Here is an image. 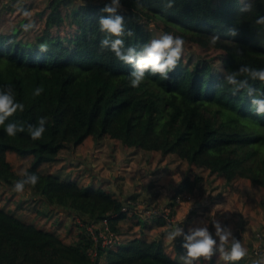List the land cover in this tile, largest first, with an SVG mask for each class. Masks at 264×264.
<instances>
[{"label":"trees","instance_id":"obj_1","mask_svg":"<svg viewBox=\"0 0 264 264\" xmlns=\"http://www.w3.org/2000/svg\"><path fill=\"white\" fill-rule=\"evenodd\" d=\"M13 1L0 12V89L12 85L16 100L24 104V111L6 123L21 122L25 132L9 137L0 127V184L5 187L0 200L23 178L22 173H35L38 183L25 190L35 195L38 204L87 221L116 214L110 218L116 230L119 222L128 219L120 199L125 192L123 175L115 185L118 196L43 169L50 170L62 152L87 142L100 148L107 140L112 152L122 148L128 151V159L140 155L143 164L151 165L157 154L163 161L173 157L186 164L187 175L173 199L194 198L199 184L209 176L223 180L226 187L240 180L250 183L264 209V115L255 114L246 92L233 96L224 81L227 72L241 65L264 68V25L256 24L264 15V0H175L168 10L165 0H143V7H137L136 0H121L126 30L134 32L133 37H124L126 46L139 51L160 33L185 40L182 59L168 79L147 74L138 88L130 86L132 66L99 46L104 34L98 20L109 0H44V8L31 18L36 27L28 33L21 27L27 19L15 22L21 16L17 8L33 7ZM245 3L252 4L251 12L239 11ZM232 28L237 30L236 37L227 35ZM217 34L221 41L213 45L210 37ZM44 42L49 48L41 53L39 45ZM237 48L244 54L238 55ZM196 49L203 59L192 63L190 53ZM219 64L223 73L215 70ZM249 83L264 93V83ZM41 85L42 95L33 96ZM41 116L47 117L46 132L33 141L27 126L36 125ZM18 158L30 161L22 173L14 170L13 161ZM136 197L134 193L130 199ZM20 214L18 209L0 205V264H183L163 240L144 233L115 247L99 245L96 259L91 260L87 250L94 241L78 224L66 227L67 236H63L61 226L48 231ZM169 215L173 216L172 210ZM156 224L168 226L162 219ZM252 262L248 255L238 264Z\"/></svg>","mask_w":264,"mask_h":264},{"label":"clouds","instance_id":"obj_2","mask_svg":"<svg viewBox=\"0 0 264 264\" xmlns=\"http://www.w3.org/2000/svg\"><path fill=\"white\" fill-rule=\"evenodd\" d=\"M137 7H143V0H136ZM175 0H165V10L174 7ZM123 6L121 0H109L105 3L98 20L99 30L104 34L100 40L101 51L110 50L115 57L126 65L132 66L129 73L130 86L138 88L146 79V75L150 74L161 79H168V74L173 71L182 59L185 51V40L178 35L171 33H160L157 38L151 39L144 44L138 51L135 47L126 46L124 37H133L132 30H126L124 17L120 14ZM241 13H249L252 11V4L245 3L239 9ZM18 14L28 20L23 24L22 30L25 33L33 30L36 25L31 19L32 12L26 8L18 7ZM256 24L264 25V15H260L256 20ZM228 36L236 37L238 35L236 28L229 29ZM213 45L221 41L220 35H212L210 37ZM48 43L44 42L39 45L41 53L48 51ZM237 54L243 55L244 51L237 48ZM224 81L231 86L230 90L233 96L241 91L247 93L251 98L252 110L257 116L264 115V93H258L249 81H260L264 83V68H254L248 65H241L238 70L229 71L224 75ZM44 92L43 86H38L33 91V96L39 97ZM25 106L16 100L12 85H8L0 89V127L9 137H15L17 133L25 132V126L21 122H9L10 117L14 116L18 111L23 112ZM47 117L41 116L36 125H28L27 132L33 141L40 140L46 132ZM23 178L14 183L13 191L16 193H24L26 186L35 187L39 181V176L35 173H22ZM211 226L215 229V237L209 231V222L199 221L195 226L190 227L185 233L184 228L180 224L169 225L166 230L165 238L168 241H175L177 238H183L182 247L185 253L180 257L183 264H194L201 258L211 260L215 253H219V258L231 264H238L248 256V249L237 239L232 230L223 226L218 220H214ZM252 264H264V256L253 260Z\"/></svg>","mask_w":264,"mask_h":264},{"label":"crops","instance_id":"obj_3","mask_svg":"<svg viewBox=\"0 0 264 264\" xmlns=\"http://www.w3.org/2000/svg\"><path fill=\"white\" fill-rule=\"evenodd\" d=\"M3 4L7 2L8 0H2ZM104 146L98 148L96 145L97 143H91L87 142L82 147L77 148L74 151H68L66 154L64 152L61 153L59 159H63L64 163L66 166L70 169L69 171L72 170L74 165H80L81 162L84 163L85 169L88 170L87 173L89 176H82L81 177V185H95L94 183L98 184L97 181L101 182H107L109 185V189L111 191H115L116 194L119 196V192L115 190L116 188V182L117 179L119 178L120 175H123V180L121 181L124 185L125 192L123 195H121L120 199H122L124 205L127 204L130 206L129 211L130 213L123 212L124 214L128 215V219L125 221H121L117 225V229L114 230L118 235L120 236V242L124 243L129 239H132V237H135L137 235L141 236L142 233L147 234L148 238L151 239H161L164 241L165 247L171 251L172 249L178 250L176 252V256H181L185 250L181 249L180 250V239L178 238L175 241H168L165 238L166 230L168 229V226H162L158 227L157 226V221L159 219L157 218H152V219H145L141 215V210L142 208L145 207H150V208H167L168 212L170 214L171 210L173 212V216L171 217L173 220V224H180L183 228L185 224L182 223H187L188 219L190 218L191 215L196 211V214H194L195 220L198 221L201 219V217H197L198 211L202 209H206L207 207L211 209L210 211H206V216L210 217L212 221L218 220L222 225L224 223H230L228 224L227 227H229L233 235L236 236L237 239L240 241H245L243 245L248 249V255L254 260L253 254H252V248L256 242V235H261L264 234V209L260 205V196L258 194V190L252 186L251 184H241L238 185L235 183L234 189L229 190L227 188H224L225 193H233V190H236V193L231 196V194L226 195L227 197L225 200L217 199L216 201L220 202L218 205L214 204H209V200L207 198L203 197V185L206 184V182H210L211 184V189H214L215 193L220 194V189H218V186L223 183V180L216 178L217 182L211 183V179H208V176H205V179L203 180L202 185L199 184L200 188L197 189L196 195L194 198L190 200L186 199V196L189 195H184L183 201L176 202L175 199L172 198L175 189L179 186L180 182L185 178L187 175L188 171V166L186 164L179 163L178 161L174 160L173 157H168L166 161L161 160L160 155L157 154L154 159V165L157 167V172H151L150 165L143 164L141 161V156L136 155L131 158H124L122 157L123 153H126L128 155V151H124L122 148H118V152H112L111 144L110 142L108 143L107 140L103 141ZM85 146V147H84ZM121 152V153H120ZM88 156V159L85 158ZM171 158L173 159V162H176L175 167V172L178 173V177L174 178L173 181H170L168 176H164L161 173L167 169V163L170 165L171 163ZM121 164V165H119ZM152 165V164H151ZM55 164L50 167V170L52 172ZM120 166H125V167H120ZM146 166V167H142ZM140 167V169H137ZM98 168L100 170H98ZM123 168V169H122ZM142 168H144V171H142ZM136 169L138 170L139 176H142L146 171H149L150 173L153 174L154 177L156 175H159L157 178L152 179L151 182L145 183L143 185V189L140 190L138 188V185L140 183H135L137 178L135 176L133 177L131 174L132 173L135 175ZM67 170V168H66ZM129 171V172H128ZM162 171V172H161ZM53 173H55L53 171ZM107 173V175H105ZM172 176V175H170ZM139 179V178H138ZM135 183V184H134ZM100 186V184H98ZM111 186V188H110ZM108 190V189H107ZM6 193V196L4 200H9V205L11 211H14L15 209H18L20 213H22V209L20 210L21 206H24L27 203V199H23V195L21 193H16L13 191V189L9 190ZM26 191V190H25ZM118 192V193H117ZM134 193L138 194V197L135 199H130L131 195ZM253 193H256V198L254 197ZM10 194L13 195V198L10 199ZM19 198V203L14 204V199ZM219 198V197H218ZM187 200V201H186ZM223 201V202H222ZM153 202L160 203L159 206H154ZM187 202V203H185ZM22 203H24L22 205ZM138 203V204H137ZM185 203V204H183ZM227 205H241L245 207V214L250 215L251 219L249 220V227L247 229H244L243 227H239V219L234 218L232 220V217L227 214L225 211L228 209ZM28 204H31L30 201H28ZM137 204V205H134ZM183 204V205H182ZM16 205V206H15ZM18 206V207H17ZM256 208V210H254ZM50 208L46 206V204H41L39 205L38 211L40 215H48L52 216V218L56 219V221H60L58 219V216H54L55 212L59 211L61 217H64L62 220L63 222H59L58 225H61L63 229L66 227H69L72 224V217L70 219V224L67 223V217H66V212L63 210H59L56 208ZM263 209V210H262ZM28 214L33 212V209H30L28 211ZM215 214V216L213 215ZM35 220L37 222L36 216ZM61 220V221H62ZM206 221L205 219H202ZM209 222V231L212 232L213 236L215 237V229L211 226L210 221ZM246 223H248L246 221ZM171 225V224H170ZM145 229H142V227H145ZM184 231H188V229H184ZM261 233H260V232ZM258 238V236H257ZM181 253V254H180ZM215 254L212 256L211 259H213ZM179 259V258H178ZM218 259L219 256H218ZM180 260V259H179ZM222 260V259H220ZM227 262L225 261H220V264H226ZM194 264H209L207 260L204 258H201V260L194 262Z\"/></svg>","mask_w":264,"mask_h":264},{"label":"rangeland","instance_id":"obj_4","mask_svg":"<svg viewBox=\"0 0 264 264\" xmlns=\"http://www.w3.org/2000/svg\"><path fill=\"white\" fill-rule=\"evenodd\" d=\"M22 2H24V3L26 2V3L29 4L28 6L33 7L31 10H29V11L32 12L33 17L35 16L36 12L41 11L44 8V6H45L44 0H29V2H27V0H19L17 3L20 6L21 5L20 3H22ZM13 3H15L13 0H8L7 2H5V4H3V1L0 0V12H5V9L8 10V8H10V4L12 5ZM65 13H66V11L64 9L63 10V14H65ZM1 18H2V13H0V19ZM22 18H23L22 15L19 16L18 18L15 19V22H18V20L22 19ZM62 26H59V27H62ZM52 32H53V34L57 33V31L54 30V29L52 30ZM59 33H64V32L63 31L62 32L59 31ZM200 53H201V51H199L198 49L194 50V52H193V50H191V53H190L191 54V58L193 57V59L191 60L192 63L194 62V60L203 59L202 56L200 55ZM215 70L216 71H220L221 73H223L222 65L219 64L218 66H216ZM122 157L126 158V153H123ZM85 158L88 159V156L85 157ZM20 161H23V160L18 158V161H13L14 170L17 173L24 172L25 168H27L29 166V163H30V161H28V162L27 161L20 162ZM119 165H121V164H119ZM175 165H176V162H172L171 165L169 163H167V166H168L167 169L164 170L163 172L161 171L162 172L161 174L164 175V176H168L170 181H173L174 178L178 177V173L175 172V167H174ZM120 167H125V166H120ZM142 167H146V166H142ZM66 168H67V170H66ZM85 168L86 167H85L84 163L81 162L80 165H74L72 170L69 171L70 169L66 166V164L63 161V159H59L58 162L55 163V166H54L52 172L54 171L56 174H59L60 177L63 178V179L77 180L78 183L81 185V177L82 176H89V174L87 173L88 170H86ZM43 169L51 171V170H49L48 166H44ZM137 169H140V167H138ZM137 169H136L135 175L132 173V170H131V174L130 175H132L133 177L135 176V178H137L135 183H140L138 185V188L140 190L143 189V185H145V183L151 182L152 179H155V178H157L160 175L159 174V175H156V177H154L152 173H150L149 171L145 170V173L142 176H139ZM150 169H151V172H157V167L154 165V163H152V165H150ZM98 170H100V169L98 168ZM142 171H144V168H142ZM105 175H107V173H105ZM170 175H172V176H170ZM207 178L211 179V183L212 182H214V183L217 182V180L212 178V177L208 176ZM97 183L100 184V186L98 184H96V183H94L95 184L94 186L100 187V188H102L104 190H107V189L110 190L109 189V185L107 184V182L104 183V182H101V181L98 180ZM236 183L238 185L250 184V183L242 181V180H240V181H238ZM234 185H231L230 187H226L224 184L219 185L218 189H220L221 191H220V194L218 196V194L215 193L214 189H211L210 182H206V184L203 185V197L207 198L209 200V204L218 205V204L221 203V201L218 202V201H216L217 199H221V200L224 201L225 198L227 197L226 195L231 194V196H233L236 193V190L235 191L233 190V193H225L224 192V188L232 190V189H234ZM110 188H111V186H110ZM4 190H5V187L1 186V184H0V193H2V191H4ZM9 190L10 189L8 188V194L10 192ZM22 195L24 196L23 199H29L28 201H31L32 203L28 204V201H27V203L24 206L20 207V210L22 209V213L20 214L21 218L29 221L30 223H33L37 227H44L48 231H55L57 226L58 227L61 226V225H58L59 222H63L64 223V220H62L64 217L60 216V215H63V214H60L59 211L55 212L54 216H58V219H60V221H56V219L52 218V216L48 215V213L46 215H42L41 216L39 211H38L39 205H41V204H38V202L34 199V197H33V196H35L34 194H32V193H30L28 191H25L24 193H22ZM253 195L256 198V193H253ZM19 200H20L19 198H15L13 203L14 204L19 203ZM0 201H1L0 205H1L2 208H5L6 210L10 209V205H9L10 202H8L7 198H6V200L3 199V200H0ZM184 201L182 200V202H184ZM185 203H187V202H185ZM185 203H183V204H185ZM23 204L24 203H22V205ZM153 205L154 206H159V207L161 206L160 203H157V202H153ZM226 206L228 207V209L225 212L232 217V220H234L235 217L238 218L239 219V222H238L239 227H243L244 229H247L249 227V220L251 219V216L245 214L246 213L245 212V207H243L241 205H227V203H226ZM30 209H33V212L28 214L27 210L30 211ZM54 210H56V208ZM208 210L210 211L211 209H209L207 207L206 209H202V210L198 211L197 217H201V219L198 220V221H196L195 217H194V214H196V211H195L193 213V215L190 216V218L188 219L187 223H185V222L182 223V224H185L184 229H189L190 227L195 226L202 219H205L206 221L212 222L211 218L206 216V211H208ZM254 210H256V208H254ZM65 212H66L65 215L67 217V223L70 224V222H68V221H70V219L72 217V222H73V216L74 215H73V213H70V212H67V211H65ZM213 215L215 216L214 213H213ZM34 216H36V218H38L37 222H36ZM246 221L248 223H246ZM229 223H230V221L228 223H224L223 226H228ZM263 229H264V227H263ZM59 231L61 232V234L63 236L64 235L67 236V233H66L67 229L64 230L61 227L59 229ZM256 238H257V235H256ZM241 242L243 244L245 241L243 240ZM169 253H171L172 256L176 257L175 250L172 249L171 251H169ZM184 253L185 252H183L182 255ZM181 256L177 255V258L180 259ZM218 256H219V253L218 252L215 253V256H214L213 259H211L210 261L207 260L208 263L209 264H220V261H222V260L218 259Z\"/></svg>","mask_w":264,"mask_h":264},{"label":"built area","instance_id":"obj_5","mask_svg":"<svg viewBox=\"0 0 264 264\" xmlns=\"http://www.w3.org/2000/svg\"><path fill=\"white\" fill-rule=\"evenodd\" d=\"M187 200H190V196H186ZM176 202L182 201L180 197L175 199ZM138 204V203H137ZM134 204V205H137ZM130 206L125 204L122 207V212H127L131 214L129 211ZM141 215L145 219H162L166 222V224H170L173 222L171 216L169 215L167 208H150L145 207L140 211ZM116 214L110 215V217L103 218L102 220H85L84 217H74L72 224L76 223L80 228H84L86 233L90 236V238L94 241V244L87 250V254L91 258V260H95L98 255V247L101 245L103 248H111L119 245L120 236L118 235L110 225V218L116 217ZM256 238V242L252 248V254L254 260L259 258L260 256H264V234L258 235Z\"/></svg>","mask_w":264,"mask_h":264},{"label":"water","instance_id":"obj_6","mask_svg":"<svg viewBox=\"0 0 264 264\" xmlns=\"http://www.w3.org/2000/svg\"><path fill=\"white\" fill-rule=\"evenodd\" d=\"M118 193V192H117Z\"/></svg>","mask_w":264,"mask_h":264}]
</instances>
